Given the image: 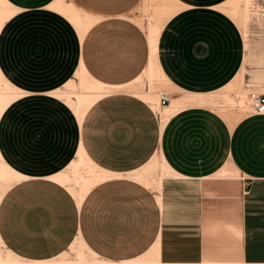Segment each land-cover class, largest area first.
<instances>
[{
	"label": "crops",
	"instance_id": "obj_1",
	"mask_svg": "<svg viewBox=\"0 0 264 264\" xmlns=\"http://www.w3.org/2000/svg\"><path fill=\"white\" fill-rule=\"evenodd\" d=\"M6 1L18 11L0 27V76L21 95L0 115V154L26 176L0 201L6 249L33 262L67 253L68 264L153 256L163 264H264V115L246 113L230 127L218 111L193 105L161 127L153 106L116 92L79 123L55 95L79 81L82 66L107 85L141 75L150 45L138 20L148 2L162 24L158 63L173 86L166 106L185 94L209 98L243 64L241 30L223 10L230 0ZM80 147L106 178L78 204L50 177L67 171ZM79 240L92 255L84 262L71 251Z\"/></svg>",
	"mask_w": 264,
	"mask_h": 264
},
{
	"label": "bare ground",
	"instance_id": "obj_2",
	"mask_svg": "<svg viewBox=\"0 0 264 264\" xmlns=\"http://www.w3.org/2000/svg\"><path fill=\"white\" fill-rule=\"evenodd\" d=\"M243 1L246 6V9H245L246 14L244 18L248 19V9H249V5L251 4V0H243ZM240 5H241V0H230L223 10L227 13L231 12L233 15H237L238 13L242 15L241 10H240ZM12 7L13 6H10V4L6 0H0V27L2 26L5 20H7L9 17H11L14 14L15 11H18L17 9L14 10L15 7L14 8ZM56 7H59V6L56 5ZM161 29H162V24H160L157 21V18L153 16L152 21L147 26V34H148V40H149V45H150V59L143 73L139 75L133 81L123 84V85H107L91 77L86 72V69H84L83 66L82 67L80 66L81 70L78 74L79 75L78 87H80L82 91L79 93L57 92L55 95L58 97L64 98L67 104L76 110V114L78 115V118H79V123L82 122L87 109L92 104H94L96 101H99V99L109 94L116 93V92H126V91L135 92L134 94L135 96L138 95L141 99L149 103L155 109L157 108L155 107L156 105L161 106L159 98H158L157 104H154L153 101H149V100H152L150 99L152 98L151 95L152 93H155V92H152V90L154 91L156 87H159V88L169 87V89L165 91L168 93L172 92V88H173L171 82L168 80V78L165 76V74L161 70L160 65L158 63V59H157L158 38L161 32ZM245 72H246V57L244 58L242 67L239 73L237 74V76L234 78V80L230 84L225 86L223 89L210 94L211 96L209 98L205 97L204 95L185 94V96L180 99H171L170 105L163 106L162 109L160 108L156 109L159 115V118H160L161 127H164L165 123L167 122V120L170 118L171 115H173L180 109L187 107L185 103L183 102V100L185 99H190L192 102L198 103L201 106L210 107L218 111L227 120L230 127H233L238 121H240V119L251 108V104L249 105L245 103L244 98L246 97L247 92L243 91V89L242 90L239 89L241 87ZM146 77L149 78V82H150V89L148 88V91L145 90L146 89L145 86H144L145 89L142 90L141 88L142 86L139 85V83L143 82V80ZM68 85L70 89L75 88L73 84L69 83ZM20 95H21V92H19L16 89H14V91L11 92V88L7 85V83L0 76V115L3 112L4 108L8 105V103L16 99ZM71 97H73L75 101L71 100ZM227 107H231V108L238 107L239 110L237 113H234V110L231 113L227 111L226 109ZM70 164L71 165L69 166L67 171L55 174L51 176L50 178L56 181L57 183H60L61 185L65 186L70 191V193L75 197L78 204H81L87 192L95 184H97L100 181L102 182V180L106 178V175L102 171H100L86 157L81 147L78 150V159L71 162ZM20 174L14 171L12 168H10L3 161V158L0 154V180L4 181V183L0 185V201L4 193L8 190V188H10L13 184L25 179L26 176L24 177ZM146 178L143 175H141L139 179H146ZM0 243H1V246H3L5 249V254L3 253L2 255H0L1 264H10L11 262H15L19 260L17 256H15L11 251L6 249L1 239H0ZM79 243H80V240H79ZM79 253H80V257L79 259L77 258L78 259L77 261L84 262L86 259L83 256H81V252ZM31 263L32 264H68V263H71V260L67 259V253H65L63 254V257L57 260L38 261V262L31 261ZM130 264H163V263L157 261L156 259L154 260V256H153V260L144 259L140 261L131 262Z\"/></svg>",
	"mask_w": 264,
	"mask_h": 264
},
{
	"label": "rangeland",
	"instance_id": "obj_3",
	"mask_svg": "<svg viewBox=\"0 0 264 264\" xmlns=\"http://www.w3.org/2000/svg\"><path fill=\"white\" fill-rule=\"evenodd\" d=\"M146 5H148V2H145V7L141 9V12H139L140 18L138 20V24L141 25V27H143L147 31V26L149 25V23L152 21L153 18H151L150 7ZM245 9H246L245 3L243 0H241L240 10L242 15H240V13H238L237 15H233L231 12H229V15L237 22L244 40L243 60L246 57V72L243 76L242 84L239 89L240 90L243 89V91L247 92V95L244 99H245V103L250 105L251 93H257V94L264 93V0H251V4L249 5V9H248V19L244 18L246 14ZM77 16L80 18L78 14H76V17ZM78 83L79 81L73 83V86H75V88L70 89L68 87L69 91L66 92H72V93L81 92L82 90L80 87H78ZM139 85L142 86L141 87L142 90L145 89L144 88L145 86L146 87L145 90L148 91V88L150 89L149 78L146 77L143 80V82L139 83ZM126 92L133 95L135 94V92H128V91ZM152 92L155 93H152L151 95L152 98H150L152 100L149 101H153L154 104H157L159 95L162 92V87L161 88L156 87V89L154 91L152 90ZM191 95H196V94H191ZM71 100L75 101L73 97H71ZM183 102L187 107L193 105H199L198 103L192 102L190 99H185L183 100ZM155 107H157L156 109L163 108V106H158V105H156ZM71 109L73 110L79 122V118L78 115L76 114V110L72 107ZM226 109L228 112H232L233 110L234 111L239 110L238 107L237 108L227 107ZM246 113H250V110H248ZM156 162H157L156 159H154L153 165L147 168V174L155 170V168L157 167ZM162 169L167 170L165 163H163ZM3 183L4 181L0 180V185H2ZM71 251L75 253V256L78 259L80 257L79 252H81V256H83L86 260L88 259L87 256L90 254L89 252H87L85 246H83L81 242L80 243L78 242V244H76V246H74L73 249L71 248ZM3 253L5 254V249L3 246H1L0 243V255H2ZM67 257L69 258L68 255ZM155 259L156 258L154 257V260Z\"/></svg>",
	"mask_w": 264,
	"mask_h": 264
},
{
	"label": "built area",
	"instance_id": "obj_4",
	"mask_svg": "<svg viewBox=\"0 0 264 264\" xmlns=\"http://www.w3.org/2000/svg\"><path fill=\"white\" fill-rule=\"evenodd\" d=\"M159 100L161 106H166L169 103L170 94L168 92H161L159 95ZM250 104H251L250 113L252 115H264V93L261 94L251 93ZM10 264H32V263L29 260L20 259L15 262H11Z\"/></svg>",
	"mask_w": 264,
	"mask_h": 264
}]
</instances>
